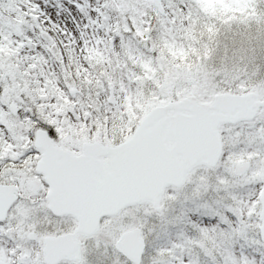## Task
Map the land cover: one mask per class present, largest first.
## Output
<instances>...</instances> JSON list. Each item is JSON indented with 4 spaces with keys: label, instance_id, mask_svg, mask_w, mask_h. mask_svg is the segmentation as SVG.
<instances>
[{
    "label": "rangeland",
    "instance_id": "374dc122",
    "mask_svg": "<svg viewBox=\"0 0 264 264\" xmlns=\"http://www.w3.org/2000/svg\"><path fill=\"white\" fill-rule=\"evenodd\" d=\"M29 1L0 0V128L4 124L0 130V175L5 171L13 179H19L25 171L23 167H15L20 163L15 159H20L19 155L24 158L33 148L34 132H28L29 128L21 130L9 111L10 103L20 108V99L28 106L38 101L42 108L36 110V119L52 129L55 138L105 139L109 143L129 137L137 121L151 108L187 95L193 94L200 102L208 103L218 93L256 92L264 100V0H162L165 14L155 11L152 20L148 18L152 14L150 0H80V11L88 12L90 17V26L85 32L78 23L70 27L63 17L53 23L36 7L40 5L43 9L47 4L56 20V6L63 4L67 12L73 0ZM110 11L129 16L127 22L132 26L122 25L123 30L119 31L115 27L118 17L116 20ZM147 26L150 28L144 31ZM141 27L143 30H139ZM39 31L46 32L47 37L41 38ZM142 38H150L148 44L142 45ZM138 44L144 47L141 46V50L146 52V58H149V47L155 48L157 67H152V61L146 58L142 61L134 54L133 64L138 72L134 81L136 89L130 92L135 90L130 98L119 86L118 78L123 73L126 76L127 70L130 71L128 75L131 73L122 62L136 50L135 47L140 48ZM37 48L43 57L38 56ZM94 49L101 50L102 54L95 52L96 57L90 56ZM108 59L109 63L104 64ZM69 63L74 64L73 70L65 72ZM122 67L124 71H118ZM150 80H153L152 87H146ZM71 88L77 90L74 96L68 93ZM109 89H112L114 103L107 100ZM261 120H264V108L251 122L219 128L222 153H234L229 158L231 170L236 163L251 162L247 176L245 173L241 176L248 186L249 181L260 180L264 166V157L250 147L254 142L250 136L252 126L255 124L259 133ZM6 160H13V163L5 166ZM220 170L196 167L181 188L190 192L193 184L206 183L201 176L212 178ZM174 190L166 189L159 211H173L175 201L169 191ZM244 201L247 203V194ZM255 208L254 204L249 212L254 213ZM32 211L30 207L29 217ZM149 211L154 210L140 204L113 217L121 222L128 221L120 235L138 228L145 247L146 236L142 232L145 226L138 217ZM25 213L23 203H19L15 223L20 237L26 230ZM11 219L14 222V215ZM108 225L109 221L104 219L98 235L82 245L76 262L61 264H95L99 253L117 240L111 239ZM253 226L258 228L259 224ZM208 240L211 242V237ZM192 243L215 259L211 249L204 247L203 240ZM29 245L32 252L29 264H42L40 253L35 248L32 251ZM5 254H0V264L7 262ZM173 259L171 251L162 249L150 258V264H172ZM111 264H124V260L113 258Z\"/></svg>",
    "mask_w": 264,
    "mask_h": 264
},
{
    "label": "water",
    "instance_id": "95a60500",
    "mask_svg": "<svg viewBox=\"0 0 264 264\" xmlns=\"http://www.w3.org/2000/svg\"><path fill=\"white\" fill-rule=\"evenodd\" d=\"M151 3L163 13L161 0ZM110 98L113 101L111 94ZM260 105L263 104L252 93L221 94L215 96L212 104H201L188 97L151 110L127 142L103 148L100 154L109 156V161L101 164L102 171H97L98 174L96 168L86 173V178L93 179L84 183L88 190L72 192L71 200L64 201L60 208L50 204L54 213L73 214L77 228L71 235L46 240L49 248L45 262L55 264L62 258L75 259L79 252L75 237L94 234L102 216L115 215L127 206L143 202L158 209L166 186L180 185L186 173L198 163L215 164L221 150L217 127L224 122L251 118ZM44 139H47L45 133L38 131L35 145H43ZM86 160L88 164L98 163L84 156L83 162ZM95 175L100 176V182ZM12 191L0 187V220L14 201ZM143 246L137 229L123 234L115 244L135 264L139 263ZM51 252L56 253L54 257Z\"/></svg>",
    "mask_w": 264,
    "mask_h": 264
},
{
    "label": "snow or ice",
    "instance_id": "6c2138e0",
    "mask_svg": "<svg viewBox=\"0 0 264 264\" xmlns=\"http://www.w3.org/2000/svg\"><path fill=\"white\" fill-rule=\"evenodd\" d=\"M36 7L53 23L63 17L70 27H74L79 22L77 16L84 19L80 0H73L67 12H64L63 4L57 5L56 20H53L52 10L47 4L43 9L40 5ZM252 127L250 136L254 142L250 147L264 157V120L259 122V133L256 132L255 124ZM47 131L55 139L53 130L49 128ZM232 156V151L221 154L215 165L221 170L212 178L201 176L205 184H193L190 192L181 187L169 191L175 201L172 212L149 211L138 217L145 226L142 232L146 236L139 264H150V258L162 249L171 251L174 257L172 264H264V179L251 180L250 186L246 185L241 176L230 168L229 158ZM244 175L247 176V173ZM245 194L247 203L244 201ZM254 204L255 212L250 213L249 209ZM104 219L109 221L111 239L115 241L128 221L121 222L108 217ZM255 224H259L260 228L254 227ZM9 226L6 222H0V239H4L5 243L4 233ZM208 237H211V242ZM197 240H203L204 247L211 249L214 260L192 243ZM15 244H22V241L17 239ZM15 244L13 255L9 257L12 264H29L23 259L15 260V256L23 251V247L17 249ZM113 258L123 259L124 264H134L114 244L106 246L99 253L95 264H111Z\"/></svg>",
    "mask_w": 264,
    "mask_h": 264
},
{
    "label": "flooded vegetation",
    "instance_id": "af4514ba",
    "mask_svg": "<svg viewBox=\"0 0 264 264\" xmlns=\"http://www.w3.org/2000/svg\"><path fill=\"white\" fill-rule=\"evenodd\" d=\"M51 142L53 145L59 148V151L55 153L48 147L36 150V153L33 157L32 155H26L24 158L31 160H28L25 165L19 166L23 167L25 171V174L20 176L19 179H13V177L8 176V173L5 171L1 172L0 175V185L16 186L17 192L19 194V200L14 204V213L16 214L19 203H23L26 209L23 219L24 225L26 227L25 238L27 240L28 234L30 232L34 234L32 239H35V241L38 243L32 247L35 248L40 254H42L43 251V241L45 237L67 234L72 232L76 227V222L73 216L55 215L49 210L48 207L50 200L62 202L67 198L66 194L71 193L74 190H82L83 188L88 190V187L84 186V183L89 180L93 181V179L86 178V173H91V169L96 168L95 172L98 174L100 171H102L100 166L105 164V162L108 160L107 156H98V163L96 164H76L74 161H72V156H81V154L84 152L83 146L86 143H100L103 145L110 144L105 139L70 140L51 138ZM46 151L52 152L49 154L48 160L45 158ZM37 162H40L39 170H36L35 167ZM2 176L4 178H2ZM95 176L96 180L100 182V176ZM93 189L96 190L98 188ZM50 192L55 194L53 199L49 196ZM30 207L31 210L33 209L31 217H29L28 214ZM10 210V213L12 214V208ZM103 220L101 223H103ZM4 222L10 225L4 233L7 240L15 233L16 227H14V224H12L11 221L8 222L7 219ZM38 234L40 239L37 240ZM96 236L79 237L81 243L80 250L85 241L91 240ZM0 241L5 240L0 239Z\"/></svg>",
    "mask_w": 264,
    "mask_h": 264
},
{
    "label": "trees",
    "instance_id": "16d2710c",
    "mask_svg": "<svg viewBox=\"0 0 264 264\" xmlns=\"http://www.w3.org/2000/svg\"><path fill=\"white\" fill-rule=\"evenodd\" d=\"M115 13V12H114ZM121 24L122 25H125V24H127V22L126 21H121Z\"/></svg>",
    "mask_w": 264,
    "mask_h": 264
}]
</instances>
